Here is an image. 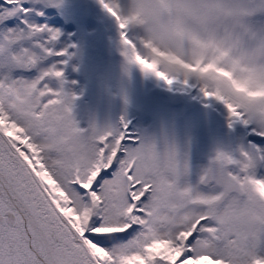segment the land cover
Wrapping results in <instances>:
<instances>
[{"label": "snow or ice", "instance_id": "snow-or-ice-1", "mask_svg": "<svg viewBox=\"0 0 264 264\" xmlns=\"http://www.w3.org/2000/svg\"><path fill=\"white\" fill-rule=\"evenodd\" d=\"M25 2L0 4V264H264V151L218 149L193 186L175 142L158 146L123 117L78 127L66 61L44 66L68 49ZM99 2L130 63L198 87L229 127L264 137V110L233 90L264 87V0Z\"/></svg>", "mask_w": 264, "mask_h": 264}, {"label": "rangeland", "instance_id": "rangeland-1", "mask_svg": "<svg viewBox=\"0 0 264 264\" xmlns=\"http://www.w3.org/2000/svg\"><path fill=\"white\" fill-rule=\"evenodd\" d=\"M28 1L35 2V0ZM71 1L76 7V11L67 16L76 23L68 22L69 26L66 30L58 26L53 28L59 30L60 33L63 32L55 46L58 47L61 40V42L67 43V39H71L73 45L79 43L81 46L79 52H76V58L81 60L78 64L81 66L75 68L74 73L64 67L65 63L61 64L60 67L66 81L65 91L73 93L77 97H85L86 95L88 104L84 105L81 111L86 117L91 116L92 123L98 127H117L116 115L122 114L127 118L129 117L127 122H129L132 130L155 138L158 146L165 138L169 143L175 142L182 159L188 156L186 150L190 148L187 146L189 141L186 139V130L196 128L202 133L204 129H209L218 133V129H227L228 113L224 115V111L217 107L214 99L204 98L198 87L185 86L179 81L168 85L153 75L143 74L136 66H132L129 72L124 74L121 67L124 57L122 55L120 29L115 19L107 13L99 0ZM127 2L128 0H119V3L124 7L127 6ZM42 3L46 4L45 2ZM35 9L42 12L43 8L39 5ZM95 10L97 11L95 12ZM99 11L112 18L113 26H110L107 20L98 14ZM31 17L36 20L35 14H31ZM256 20L258 23L264 24V17H257ZM101 31L105 32L114 48L117 49L119 54L117 61H107V58L101 54L99 47V50L96 48ZM62 47L65 48L66 46L62 44L60 48ZM66 59L64 56L48 63L51 64L57 60L65 61ZM49 64H44V66ZM97 70H103L101 78H98ZM31 74L30 77L35 76L36 72ZM104 77L106 80H103ZM192 83L193 81L189 82V84ZM176 95L185 96L192 102V107L188 110L181 107L171 108L168 101ZM76 112L77 110L73 109V114ZM83 123L81 126L84 125ZM241 126L240 132L231 131L227 134L236 132L235 137L231 135L233 140L241 137L247 142L245 148L256 145L264 151V142L253 140L254 138L259 139V137L253 133L252 126L243 124ZM260 138L264 139V137ZM211 139H214L215 143L209 146L200 134L194 141V146L200 144L201 148L196 150L189 160L187 159L189 174L185 179L193 186L198 184L203 169L207 167V162L215 156L218 149L231 152L235 156L239 154L238 150L231 144L232 141L228 142L224 139L223 134L216 135ZM205 156L212 158L207 159ZM258 176H264V171L260 170Z\"/></svg>", "mask_w": 264, "mask_h": 264}, {"label": "trees", "instance_id": "trees-1", "mask_svg": "<svg viewBox=\"0 0 264 264\" xmlns=\"http://www.w3.org/2000/svg\"><path fill=\"white\" fill-rule=\"evenodd\" d=\"M2 3H3V0H0V4H2ZM57 3H58V6H51V5H48V4H44L42 2L37 3V2H32V1L26 0L24 6L25 7H28V8L35 9V8H38V6L40 5L43 8L42 9L43 15L42 16H37L36 15V20H33L32 17H31L30 19H32L31 20L32 22L38 23V24H47L51 28H54V27H57L58 26V27H62L63 29L66 30L68 28V26H69V23L68 22H70L71 24L72 23L73 24L76 23L72 19H69L71 17L67 16L70 13H73L74 11H76L75 10L76 7H75V5L73 4V2L71 0H64V1L58 0ZM96 11L97 10H95V12ZM65 12H69V13H65ZM98 14L101 15L102 17H104L107 20V23L110 26H113V20H112L111 17H109V15L107 17L106 16L107 15L106 13H103V12H100V11L98 12ZM32 15H34V13ZM88 16H90V15H88ZM61 34H63V32ZM61 41L59 42L60 43L59 46L56 47V48H57V50H60V49H64L63 47L60 48L62 46V44L64 46H66L65 48L68 49L69 55H66L65 56V58H67V59L65 60L66 63L64 64V67L66 69H68V70H71L72 73H74V71L76 70L75 68L81 66V65L79 66V64H78V62L79 61L81 62V60L78 59V58H76V55H77L76 52L77 51L79 52L81 46L79 45V43L77 45H73L71 43L72 42L71 39H67V43H65V42L63 43ZM96 48L98 49V45L96 46ZM59 58H61V57H58V58H49V60L45 61L44 64H49L48 62H52V61H54L56 59H59ZM118 59H119V57L116 58V59H114V60H108V59H106V60L113 62V61H117ZM33 72H32V74H33ZM97 72H98V78H101L102 77L101 74L103 73V70H97ZM30 74L31 73H27L26 75L29 76ZM103 80H106V77H104ZM85 97H86V95H85ZM85 97H83V96L78 97L75 100V103L73 105V109H76L77 110V112L74 113L73 116H74L75 120L77 121L78 127L82 128V129H87L89 127V125L92 124V120H93L91 118V116L86 117L83 114V112L81 111V109L84 108V105L88 104V99H86ZM215 104L217 105V107H219L221 110L224 111V115L227 114V111H226V109H225V107H224L223 104H221L220 102H217V101H215ZM180 107H178V108H180ZM171 108H173V107H171ZM181 108L185 109L184 107H181ZM218 113H220V112H218ZM122 117L126 121H127V119H129V117L127 118V117H125L122 114H117L116 115V124H117V127L121 125V118ZM83 121H84V123H83ZM82 123L84 124L83 126H81ZM129 127L132 129L131 126H129ZM198 130L199 129H196V128H191L189 130H186V133H185L186 139L189 141V143L187 144V146L190 147L189 149L186 150L187 151V155H188L187 156V159L188 160H189V158H191L194 155V152L196 150H199L201 148L200 144H197L196 147L194 146L195 145L194 141L199 137L200 134H202V136L205 139V142L209 146L212 145L213 143H215L213 141L214 139H211V138H213V137H215L216 135H219V134H223L224 139H226L228 142L229 141H232L231 144H233L234 147H235V149H237V150L241 146H243V147H246L247 146V142L244 139H242L241 137L239 139H237V140L236 139L233 140V138L231 137V135L233 137H235V133L237 131L240 132L242 130V126H241V124H239V122L233 123L231 127H229V123H227V129H225V128H222V130H219L218 129V131H219L218 133H216L214 131H211L209 129H204L202 131V133H200ZM231 131H236V132L234 134H227L228 132H231ZM209 142H210V144H209ZM205 158L209 159V158H212V157L205 156ZM260 170L261 171H264L263 165H260V166L257 167V169H256V174L257 175H259Z\"/></svg>", "mask_w": 264, "mask_h": 264}, {"label": "clouds", "instance_id": "clouds-1", "mask_svg": "<svg viewBox=\"0 0 264 264\" xmlns=\"http://www.w3.org/2000/svg\"><path fill=\"white\" fill-rule=\"evenodd\" d=\"M125 50L124 45H122V52ZM124 57V60L122 62V71L124 74H127L129 70L131 69L132 66H136L140 69V71L145 74V75H153L157 78H159L155 72L152 71H146L142 68L141 65L138 63L134 62H129L128 57ZM159 70V69H158ZM164 71H169V69L165 68ZM160 79V78H159ZM233 90L235 94L241 99V102L247 103L248 105L264 110V87H256L253 85H250L247 81L245 80H238L234 85H233ZM260 191L264 192V185L260 186Z\"/></svg>", "mask_w": 264, "mask_h": 264}, {"label": "water", "instance_id": "water-1", "mask_svg": "<svg viewBox=\"0 0 264 264\" xmlns=\"http://www.w3.org/2000/svg\"><path fill=\"white\" fill-rule=\"evenodd\" d=\"M57 42H58V40H57ZM57 42H56V44H57ZM98 47L100 49L101 54L104 57H106L107 59L112 60V59H115L116 57H118L117 50L114 48V46L112 45L111 41L106 36L104 31L100 32V36L98 38ZM74 85H76V83H74ZM168 103L171 107L182 106L186 109H190L192 107V102L190 100H188L185 96H182V95H176V96L172 97L168 101ZM261 141H264V139ZM210 160L208 161L207 166L209 165Z\"/></svg>", "mask_w": 264, "mask_h": 264}]
</instances>
